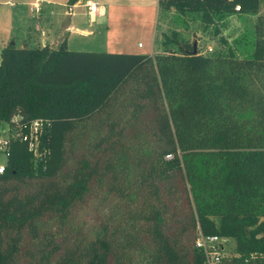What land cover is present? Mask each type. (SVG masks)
I'll return each instance as SVG.
<instances>
[{"label":"trees","instance_id":"1","mask_svg":"<svg viewBox=\"0 0 264 264\" xmlns=\"http://www.w3.org/2000/svg\"><path fill=\"white\" fill-rule=\"evenodd\" d=\"M260 2L158 6L207 29ZM160 46L1 49L0 264H203L199 232L233 240L232 264H264V17L249 58L204 55L178 32ZM34 120L37 156L17 136Z\"/></svg>","mask_w":264,"mask_h":264},{"label":"rangeland","instance_id":"2","mask_svg":"<svg viewBox=\"0 0 264 264\" xmlns=\"http://www.w3.org/2000/svg\"><path fill=\"white\" fill-rule=\"evenodd\" d=\"M86 1L72 8L67 0H0V51L8 44L21 47L24 33L38 25L51 27L55 34L71 25L64 33L71 51L152 55L153 51L162 52L164 34L178 32L204 55H226L231 49L243 59L251 56L255 26L264 17L261 0L258 14L218 16L215 25L205 29L200 15H181L176 9L161 12L158 0H92L98 4L95 14L90 13ZM35 2L40 6L38 12L33 11ZM6 163L7 156L0 152V167ZM234 249L232 240L229 250Z\"/></svg>","mask_w":264,"mask_h":264},{"label":"built area","instance_id":"3","mask_svg":"<svg viewBox=\"0 0 264 264\" xmlns=\"http://www.w3.org/2000/svg\"><path fill=\"white\" fill-rule=\"evenodd\" d=\"M86 5L91 14L97 13V2L87 0ZM35 9L38 10L39 7L35 6ZM236 10L239 11L240 8L237 6ZM139 47H142V45L139 44ZM16 120L17 119L14 118L15 122H17ZM45 124L46 121L34 120L29 124L26 133H17V136L28 144L29 150L34 152L36 156L39 155V141ZM10 138V126L5 122L0 121V152L4 153L7 158L10 154ZM4 168V166L0 167V174L4 172ZM231 241V239L220 237L218 235H204L202 232H199L195 246L204 255L203 264H232V258L236 256V253L235 249L233 251L229 250V244Z\"/></svg>","mask_w":264,"mask_h":264},{"label":"crops","instance_id":"4","mask_svg":"<svg viewBox=\"0 0 264 264\" xmlns=\"http://www.w3.org/2000/svg\"><path fill=\"white\" fill-rule=\"evenodd\" d=\"M82 2H83V0H81L80 2H78L77 4H75L72 8L77 7L78 4H81ZM35 6H38L39 9H40V6H39V3L38 2H35L34 3L33 11L34 12L40 11L39 9L36 10L35 9ZM103 12H104V10H102V13ZM92 18H94V15H92ZM69 26H71V25H68V27H66L63 30L64 32H61L60 31V33H59V31H58V33L55 34V32L52 30L51 27L48 28L46 25H44V27L42 25H38L35 28L34 31L31 29V31L29 33H27V32L24 33L25 36L22 38V45H21V47L27 46L29 48H40V47H43V46H45L47 44L56 47V46L60 45V43L64 39H67V44H68L69 43V37L68 38L65 37V34L64 33L67 31V29L69 28ZM67 47H68V45H67ZM157 53L158 52L153 51L152 52V55H155Z\"/></svg>","mask_w":264,"mask_h":264},{"label":"water","instance_id":"5","mask_svg":"<svg viewBox=\"0 0 264 264\" xmlns=\"http://www.w3.org/2000/svg\"><path fill=\"white\" fill-rule=\"evenodd\" d=\"M196 51V50H195Z\"/></svg>","mask_w":264,"mask_h":264}]
</instances>
